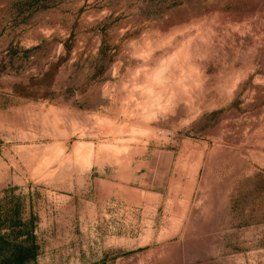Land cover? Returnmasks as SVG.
<instances>
[{"label":"rangeland","instance_id":"obj_1","mask_svg":"<svg viewBox=\"0 0 264 264\" xmlns=\"http://www.w3.org/2000/svg\"><path fill=\"white\" fill-rule=\"evenodd\" d=\"M12 230L30 264H264V0H0Z\"/></svg>","mask_w":264,"mask_h":264},{"label":"trees","instance_id":"obj_2","mask_svg":"<svg viewBox=\"0 0 264 264\" xmlns=\"http://www.w3.org/2000/svg\"><path fill=\"white\" fill-rule=\"evenodd\" d=\"M47 75V74H45ZM26 225L24 223H15L10 225ZM1 233L0 232V264H30L38 254V245L35 236L32 233Z\"/></svg>","mask_w":264,"mask_h":264}]
</instances>
